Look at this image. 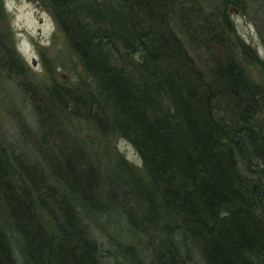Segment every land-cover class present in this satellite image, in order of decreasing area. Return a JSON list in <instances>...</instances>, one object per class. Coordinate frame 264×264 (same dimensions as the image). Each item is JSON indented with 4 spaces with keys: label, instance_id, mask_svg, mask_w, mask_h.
<instances>
[{
    "label": "trees",
    "instance_id": "trees-1",
    "mask_svg": "<svg viewBox=\"0 0 264 264\" xmlns=\"http://www.w3.org/2000/svg\"><path fill=\"white\" fill-rule=\"evenodd\" d=\"M35 1L84 78L72 91L46 70L50 86L36 93L0 38V76L20 77L18 88L39 98L49 139L44 166L0 146V264H16V254L21 264H103L89 227L102 217H122L145 239L137 254L117 244L128 264H264V82L240 59L264 63L226 12H242L245 0ZM170 22L194 46L221 49L212 81ZM114 137L143 175L121 159L99 170L90 150H108Z\"/></svg>",
    "mask_w": 264,
    "mask_h": 264
},
{
    "label": "rangeland",
    "instance_id": "rangeland-1",
    "mask_svg": "<svg viewBox=\"0 0 264 264\" xmlns=\"http://www.w3.org/2000/svg\"><path fill=\"white\" fill-rule=\"evenodd\" d=\"M226 12L236 35L264 63V0H245L242 12L231 6ZM170 26L205 80L212 81L214 68L223 60L221 49L214 44L194 46L175 22H170ZM0 38L3 39L5 55L14 48L26 68L27 82L36 93L41 94L40 89L50 86L46 70L50 72L55 84L72 91L84 78L77 61L65 49L62 37L55 32L51 17L35 0H0ZM230 39L235 40L233 37ZM240 60L253 80L264 82L263 65L250 62L246 57ZM22 82L25 84L15 75L0 76V146L23 163L35 161L43 165L41 150L42 142H49L47 128L35 113L34 107L40 105L39 98L31 91L24 94L16 85ZM63 123L72 136L80 133L81 137H91L83 126L82 131L77 130V121L75 131L68 127V122ZM90 152L97 158L102 173L108 171L110 165H119L123 160L135 172L143 175L140 159L123 139L114 137L108 150L101 144L99 148L93 147ZM89 227L96 235L103 264H128L117 250V244L133 246L136 254L144 248L145 239L131 235L122 217H102L93 224L89 223ZM18 245V240H15L12 247L17 248ZM14 257L16 264H21L19 256L16 254ZM190 259L188 264H202L196 256Z\"/></svg>",
    "mask_w": 264,
    "mask_h": 264
}]
</instances>
